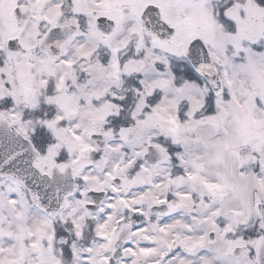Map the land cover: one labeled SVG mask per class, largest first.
Listing matches in <instances>:
<instances>
[{"label":"snow or ice","instance_id":"snow-or-ice-1","mask_svg":"<svg viewBox=\"0 0 264 264\" xmlns=\"http://www.w3.org/2000/svg\"><path fill=\"white\" fill-rule=\"evenodd\" d=\"M0 264H264V0H0Z\"/></svg>","mask_w":264,"mask_h":264}]
</instances>
